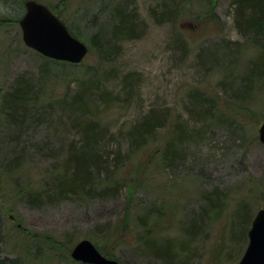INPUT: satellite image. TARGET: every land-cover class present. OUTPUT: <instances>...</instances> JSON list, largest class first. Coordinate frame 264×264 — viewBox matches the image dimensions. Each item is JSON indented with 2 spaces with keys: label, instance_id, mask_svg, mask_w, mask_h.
Wrapping results in <instances>:
<instances>
[{
  "label": "rangeland",
  "instance_id": "374dc122",
  "mask_svg": "<svg viewBox=\"0 0 264 264\" xmlns=\"http://www.w3.org/2000/svg\"><path fill=\"white\" fill-rule=\"evenodd\" d=\"M21 1L0 0V261L74 264L73 246L89 238L121 264H237L264 207V41L239 30L236 1L40 0L88 45L101 37L102 53L90 45L79 65L25 44ZM116 8L138 37L114 41ZM17 80L36 98L26 117L8 113ZM83 80L97 91L75 107ZM151 109L170 122L133 149L130 128ZM174 121L187 136L164 164ZM78 122L96 124L111 163L61 195L57 176L76 168L72 153L84 144ZM151 207L152 236L174 248L169 263L145 248L137 220Z\"/></svg>",
  "mask_w": 264,
  "mask_h": 264
},
{
  "label": "trees",
  "instance_id": "16d2710c",
  "mask_svg": "<svg viewBox=\"0 0 264 264\" xmlns=\"http://www.w3.org/2000/svg\"><path fill=\"white\" fill-rule=\"evenodd\" d=\"M4 3L9 4L15 2L17 0H3ZM21 1V0H20ZM40 1V0H39ZM235 8H236V21L241 32H253L255 34V40L258 41V38L264 41V0H235ZM23 2V0L21 1ZM23 4V3H22ZM21 4V5H22ZM57 8V7H56ZM52 9V8H51ZM66 9V8H65ZM53 10V9H52ZM54 11V10H53ZM59 11V10H58ZM55 12V11H54ZM56 13V12H55ZM56 14L60 15L59 12ZM115 14L117 16V24L112 28V36L115 39L114 41H121L128 38H136L138 37L137 32L135 31V26L133 23L132 17L128 16L123 12L121 9L115 10ZM71 33L80 38V36L70 29ZM101 37L95 36L91 42V46L97 48L99 52L102 53V45L100 44ZM49 59V58H48ZM56 61V60H55ZM56 62H63V61H56ZM260 64L264 66V60H259ZM66 64H71L68 62H63ZM79 65V64H73ZM258 66V61L253 64V67ZM98 85L91 84L89 80H83L79 86L78 92L74 95L72 103L75 104V107H86L89 106L87 104L88 95L91 93L93 94L96 92V88ZM90 88V89H89ZM31 86L29 83L24 82L23 80H17L13 91H9L5 94V100L7 101V108L10 107L9 114L12 117H16L20 114L23 117L28 116L30 114L29 106L33 104V101L36 100L34 96H31ZM88 90V92H87ZM203 101V99H201ZM202 101H197L198 103ZM205 102V101H203ZM201 104V103H200ZM208 106L206 113H208ZM11 110V111H10ZM19 116V115H18ZM18 118V117H17ZM14 122H18L17 120L11 118ZM169 116L162 115L160 112H157L155 109L149 110L147 114H145L142 119L133 123L129 131L132 141L134 142V148L137 149L141 146L147 147L148 142L153 140V137L160 126H166L169 123ZM177 122L174 121V124L171 127H174ZM80 126L77 128L81 131L84 136V144L83 146H79L78 150L73 152L75 156H72L73 159L72 163L76 166V168L68 174L65 170V174H62L57 181V185L59 186V192L61 195H64L65 191L70 190H77V189H84L87 181L91 178L90 175L95 170H100L101 167L108 166L111 161L108 163V156L109 154L105 152V148L101 149L102 143V134H100L96 127V124L93 122H78ZM180 125V124H178ZM174 127V130L179 128V133L177 135H171V138L168 139L165 143L162 153V161L165 164L167 159L176 158V154L181 152V144L185 137L187 136L185 128L180 126ZM151 145V144H149ZM159 149V148H157ZM167 163V162H166ZM142 165V164H140ZM132 166V165H131ZM139 167V166H138ZM141 167V166H140ZM136 169V167L134 168ZM140 168H138L139 170ZM126 171V170H125ZM137 172V171H136ZM59 175V174H58ZM93 179L91 178V181ZM126 180V177H121V180H116V182L111 186H103L98 191L104 192L108 187L117 188V185L120 183H124L123 181ZM94 182V180H93ZM132 184V181L130 182ZM91 183L88 185L90 186ZM130 184V185H131ZM92 187L90 186L89 190L87 191L88 194H92ZM24 191L30 194V198L34 200L41 201V195L39 192H35L31 190V187L23 189ZM46 197V196H45ZM156 217L155 208L151 207L145 214L140 215L138 217L139 220L137 222L142 228L145 230L143 233V239L146 241V250L147 252L153 256H160L162 260L166 263H169L172 255H174V248L172 247V243L170 240L165 242L163 238L156 235L155 237L152 236L154 233V229L152 227H148L147 218ZM97 246V245H96ZM98 247V246H97ZM98 249L109 258L117 259L113 253L106 252L103 249ZM152 250V251H151ZM118 260V259H117ZM17 264L15 262H11V264ZM0 264H7L6 262L0 261ZM77 264V262H74ZM78 264H86V263H78Z\"/></svg>",
  "mask_w": 264,
  "mask_h": 264
},
{
  "label": "water",
  "instance_id": "95a60500",
  "mask_svg": "<svg viewBox=\"0 0 264 264\" xmlns=\"http://www.w3.org/2000/svg\"><path fill=\"white\" fill-rule=\"evenodd\" d=\"M19 24L25 44L49 58L81 63L89 53L88 45L72 35L51 9L37 0L25 1V12ZM259 138L264 143V120L259 128ZM248 236L249 243L237 264H264V208L256 212ZM71 255L75 260L89 264H119L104 256L89 239L80 240Z\"/></svg>",
  "mask_w": 264,
  "mask_h": 264
},
{
  "label": "bare ground",
  "instance_id": "6f19581e",
  "mask_svg": "<svg viewBox=\"0 0 264 264\" xmlns=\"http://www.w3.org/2000/svg\"><path fill=\"white\" fill-rule=\"evenodd\" d=\"M150 219H151V218H147V219H146V221H147V224H149V223H148V221H149Z\"/></svg>",
  "mask_w": 264,
  "mask_h": 264
}]
</instances>
